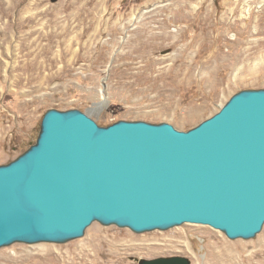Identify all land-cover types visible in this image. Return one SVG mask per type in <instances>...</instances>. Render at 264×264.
I'll return each instance as SVG.
<instances>
[{"label":"rangeland","instance_id":"374dc122","mask_svg":"<svg viewBox=\"0 0 264 264\" xmlns=\"http://www.w3.org/2000/svg\"><path fill=\"white\" fill-rule=\"evenodd\" d=\"M0 1L15 8L4 13L6 21L33 18L29 25L17 21L18 33L0 44V165L35 144L51 109L80 110L104 127L125 120L189 131L240 91L264 89V0H194L204 16L213 14V26L202 32L198 20L184 34L188 24L173 23L162 34L154 22L173 18L159 10L174 0ZM259 243L264 228L254 239L231 240L195 224L136 234L96 222L65 244L4 247L0 264H139L173 256L192 264H256L264 257ZM225 246L234 254L224 255ZM252 255L256 260L245 262Z\"/></svg>","mask_w":264,"mask_h":264},{"label":"water","instance_id":"95a60500","mask_svg":"<svg viewBox=\"0 0 264 264\" xmlns=\"http://www.w3.org/2000/svg\"><path fill=\"white\" fill-rule=\"evenodd\" d=\"M96 222L136 234L195 224L254 239L264 228V89L240 91L189 131L46 112L36 143L0 165V249L65 244Z\"/></svg>","mask_w":264,"mask_h":264},{"label":"bare ground","instance_id":"6f19581e","mask_svg":"<svg viewBox=\"0 0 264 264\" xmlns=\"http://www.w3.org/2000/svg\"><path fill=\"white\" fill-rule=\"evenodd\" d=\"M228 1V0H227ZM232 0H230L231 3ZM5 2V1H4ZM193 2L194 0H174L172 4L167 5L164 8H160V13L162 16H165L163 13L166 11H173V18L170 20L167 19H161V20H154V22H157V24L159 25V29L163 30L162 34L165 32V30L169 29V27L171 26V24H188V26L183 27L182 28V32L183 34L186 33V31H189L190 29L193 28V24L195 21H200V27H201V31L205 32L207 30H209L212 26L213 23L211 21V15L210 12L209 14H205V16L202 14V9L204 8L203 3L202 5L196 9L195 7H193ZM8 3V2H6ZM11 3V2H9ZM3 5H5L3 3V1H0V33L1 35L3 34V37L5 40H1L0 39V44L2 41H8L11 33H13L14 31L17 32V27L16 25L18 24L17 21H20L22 24L27 23L29 25V23L31 22V20L33 19L32 16L28 17V18H23L22 16L19 17L18 19H16L15 21L11 20V17L8 18V20H5V16L4 13H6L7 11H10L13 9V7H3ZM7 5V4H6ZM5 5V6H6ZM32 7V6H31ZM15 9V8H14ZM13 9V10H14ZM158 11V12H159ZM235 9L231 10V13H234ZM236 13V12H235ZM157 16L160 17L159 14H157ZM217 18V17H216ZM216 20V19H215ZM35 21V20H34ZM33 21V22H34ZM218 22V21H217ZM20 23V25H21ZM36 23V22H35ZM114 23V22H113ZM216 24V23H215ZM20 25L18 24V26L20 27ZM31 25V24H30ZM24 26V25H23ZM36 26V25H35ZM145 25H143L144 27ZM152 26V25H151ZM183 26V25H182ZM18 27V28H19ZM22 27V26H21ZM32 28V27H30ZM29 28V29H30ZM20 29V28H19ZM41 29V28H40ZM148 29V28H147ZM21 31V30H20ZM147 31V30H146ZM142 32V31H141ZM18 33V32H17ZM42 34V33H41ZM165 34V33H164ZM26 36V35H25ZM31 36V35H30ZM33 36V35H32ZM44 36V34H43ZM157 36V35H156ZM41 38V36H40ZM21 40L24 42L29 40V37H25V38H21ZM39 40V39H38ZM42 40V39H40ZM21 43V45L23 44ZM20 45V46H21ZM19 46V47H20ZM24 46V45H23ZM31 46V45H30ZM29 46V47H30ZM50 46V45H49ZM18 47V48H19ZM26 47V46H25ZM21 50V48H19ZM24 49V48H23ZM46 49V48H45ZM259 247H261L262 249H260L261 254H264V243H259L258 244ZM226 247V246H225ZM230 247V246H229ZM226 249L230 252H228V254H224L226 256L230 255V254H234L233 252H231V250L226 247ZM224 251V249L222 250ZM223 254H217L219 262L221 263L223 260ZM256 260L255 255L250 256V258L246 259L245 262H253ZM256 264H264V257L263 259L257 261Z\"/></svg>","mask_w":264,"mask_h":264},{"label":"trees","instance_id":"16d2710c","mask_svg":"<svg viewBox=\"0 0 264 264\" xmlns=\"http://www.w3.org/2000/svg\"><path fill=\"white\" fill-rule=\"evenodd\" d=\"M36 143V142H35Z\"/></svg>","mask_w":264,"mask_h":264}]
</instances>
